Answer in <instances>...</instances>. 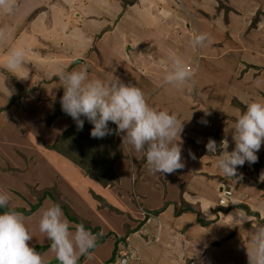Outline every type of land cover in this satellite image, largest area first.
<instances>
[{
	"label": "rangeland",
	"instance_id": "rangeland-1",
	"mask_svg": "<svg viewBox=\"0 0 264 264\" xmlns=\"http://www.w3.org/2000/svg\"><path fill=\"white\" fill-rule=\"evenodd\" d=\"M37 1L38 0H13L16 6L14 13L10 15L0 13V96L2 98L6 96L3 99L9 104L11 103V105H14L15 108L13 113L11 114L13 116L10 122H0V150L2 151L0 152V155H10L13 161L6 163V165L13 167L24 166L23 168L18 170H23L28 173L24 176H19L17 172H7L6 174H9L8 176L0 174V191H4L10 194V199H12L15 202L14 204H16L14 206L22 207V209L28 211L31 210L33 206H36L40 203V208L42 207L43 202H41V198L43 196V192H47L48 190L46 188L51 187L48 188L50 189L49 192H51L58 198L62 197V199L71 206V208L74 210V212H76L77 215H79V217L84 220L88 219L91 222L93 221L92 225L91 222L86 220L92 227H95V225L97 224L109 226V224H111V219L106 218L109 217L111 213L114 216L112 217V220H117L119 222H113L115 228L122 233L125 229V226L123 224V222L126 220L125 215L128 214L124 211L125 208L123 203L121 204L119 201H116L113 206L111 205L112 207L115 206L116 208H114L117 211L109 209L110 203L106 201L103 196L94 194L95 190L93 191L95 186L96 189H99V187H101L102 185L99 186L98 184L93 182V180L87 176L86 172L81 169L75 162L60 154L59 152L51 149V147L56 144L58 139L75 124V121L69 115L64 113L61 108L60 100L63 96L64 90L61 88L62 86L58 78V72H60L61 70L67 71L70 69H79L80 66L86 65L89 77L92 79L99 78L104 81H106L105 79H108L107 81H111L114 78H117L119 81L123 82L126 85L132 84L140 88L142 91L147 90L151 86V83L149 82V84L147 83V81L145 82V77H138L139 72L141 71H137V78H134L132 74H136V72H132L130 74L131 71H124L123 66H121L122 68L117 67V69H113L108 64V62L111 63V60L106 59L105 57V54L106 56L109 54H112L111 56L113 57L115 55L119 56L117 53L118 50L113 49L116 45L115 35H119L121 33L123 35V32L126 31V36H129L131 33H135L136 36H138L139 44L134 41L136 39L129 40V38L127 37L128 39L126 40L127 43H131L130 46L133 47L134 45V48L137 47L136 43L138 44L139 47H137L136 51L137 53L139 52L138 55L146 59L143 64L146 69L148 68L149 71H154L156 73H159V71H168L171 64V58H173L172 55H169V51H167L170 50V52L176 54V58L181 59L187 66L188 70H190V72L192 73L191 80H193V78H195V76L199 72L198 69H196L197 65L195 63L199 61L201 55L200 49L192 46V41L198 34V26L195 23L192 25V22H194V18L192 17V15H190V13H188V11H186V9H184L185 6H187V8L189 7V0H168L158 3L153 0H143V6L139 4L140 0H135L134 3H129L130 0H106L107 2L105 0H96V3L94 1H92L91 3L89 2V0H72V2L74 1V6L72 7V9L74 12H80L82 20L79 21L74 15L71 18L67 17L66 20L62 22L61 26H59V29L62 33H66L68 30H72L73 28H77L78 26H80L82 30H86V33L89 35L87 39L81 34V48L76 46L74 48L68 49L60 42H54V40H51L55 37V35H48V33H46L44 30L38 32L37 34L35 33V31H31L30 21L34 19L35 16L40 12L41 3ZM54 2L56 6L53 8L51 7V4H54ZM88 5H92V7L96 5L95 12H91L87 8ZM136 5H139V9L143 11L152 9V13L154 11H156L155 13H159L162 9H165L168 12L166 18L168 19L167 23L169 24H165L166 27L164 25H161L162 23L159 24V22L163 18H161L159 22L156 20H152L151 18L147 17V12H144L143 16H141L139 23L140 26L134 25V27H132L131 23L133 21L131 20H128L125 24H123L126 20V18L123 20V17H126L128 15V10H130L132 6ZM219 5L220 8H215L216 13L212 12V16L218 14V11L222 9H224L226 15L228 14L226 7L223 6L221 1ZM46 7L54 11H56L58 8H61L63 10L67 9L66 6L63 5L61 0L59 3L58 1H51V3H49V5ZM57 12H60L62 14V11ZM100 12H102V15ZM103 12H105V14H103ZM50 15L56 16V13L53 12L50 13ZM87 16L92 17L91 19H93V22L95 23V26L93 28H88L85 25L86 21L89 20ZM134 18L137 19L136 17ZM61 19H64V17H61ZM68 23V28H64ZM122 24L123 27L121 30L119 26H121ZM187 24L191 25L189 29L187 28ZM146 26L149 27L145 28ZM165 29H167V31L169 32L165 33ZM23 31H27L29 33L32 41H20V43L17 45L16 38H18ZM111 31H113V33H110ZM106 35H108V42L106 44L107 49L103 52L98 50L96 47L98 43L103 41V38L106 39ZM112 42L114 43L111 45ZM217 44L218 47H225V49H217L214 51V54H221V56L224 55L222 57V64L218 67L216 63L208 61L205 62L201 60V62L205 64V69L203 72L204 74H202L205 76L203 78H198L190 84L192 86V88L190 87V89L192 90V92H194V94H189L192 96H196L198 88L201 89V92H203L202 90H205V88L207 87L210 94H213V92H217L216 98L218 99L215 100L214 104L207 103L210 111L213 108L217 110L214 111L213 109V112L216 115L214 119V127L211 129L212 131L208 132V134L205 132L203 133L200 140L201 142L199 143L195 142L194 140L196 139H192L191 137L183 138L182 140L178 139L179 141L176 140L178 142H174L177 144L180 142L182 157H184L185 151L187 150L191 149L195 152V157L190 158L189 161V156L187 154L186 160L188 162H183V164H186L187 169L193 168V170H196L198 166L199 168L201 166L203 168L205 167V165L209 167L215 166L216 158L220 152L218 153V150L217 153L207 152L206 144L208 143L209 139L216 141V143L222 141L225 137V134L222 131L223 126H234L236 117L246 110V106L248 103L254 100H264V65L255 67L249 65L244 61V58H246L247 54H249L247 52L248 50H246L248 48V44L246 43L245 39H238L236 44L241 48L238 49V51L242 53L240 55V59L237 57V55L233 56L231 54L230 51H233L235 48H233V44L225 37L221 38ZM13 47H23L27 49L24 67L22 70L16 72L15 74L8 72L3 67L7 52ZM164 47L167 48V50H165ZM126 50L128 51V48ZM203 50L206 51L207 47H203ZM130 53L132 55L131 58L134 61L136 70H141L139 64H142V59H139L138 55L137 57H135L133 51ZM63 55H65L64 57L68 60H74V62L72 61L73 64H69V69L66 67L64 69H60L58 68L59 66L56 67L55 64H50L51 61L55 60L54 58H57V56L61 57ZM248 58H250L249 55ZM75 59H83L84 62L75 63ZM43 60H45V62H41ZM160 63H168L169 66H165ZM234 65H236V68H234L233 70L234 76L232 75L231 77L230 72L232 70H230L229 73L228 71L226 72V70L228 68L232 69ZM150 81L152 82L153 86L155 82H153V80ZM163 84L164 83H161L158 87L160 88L161 86H163ZM158 90L159 89L155 90L154 94L152 93V95L157 94ZM45 95L47 96L45 97ZM164 95H166L164 92L159 94L158 101H162ZM170 96H172L173 99H175L176 97L173 95L172 90L170 92ZM178 98H180V96H178ZM195 98L196 97H193L194 101L192 102V104L194 105L191 106L193 109L202 106V104H200L202 103L201 100ZM46 102L48 104H44ZM34 103L38 105L37 108ZM180 103H182L186 109H189L190 104L189 106L186 102L184 104V101L182 99ZM148 104L156 109L155 104H153L152 100H148ZM180 107L181 106H178L176 102L171 101L170 103L168 102L166 107L162 106L160 110H163V108H171V111L169 113L174 114L177 117L179 124L182 126L181 133H183L185 120L183 119L184 117H182V113L184 112L180 110ZM2 110L4 109L2 108ZM54 111H56V113L61 112V114L58 115V117H56L55 119L51 120V115L54 114ZM205 134H207V136H205L207 140H204ZM8 139L11 140V143L7 142ZM115 141L117 142L118 148L122 152V154H126H124V157L122 159L130 160V157L127 154L126 150L127 147L122 144L120 133H116ZM47 142H49V144H47ZM39 146H43L42 151ZM47 150L56 152L59 157H55L53 155H45L47 154L45 153ZM14 156H16V160H14ZM30 156L32 158H34V156H37L38 160L36 161V159L34 158L33 161H27V158ZM144 157H146V155ZM130 162L131 161H129V163ZM138 163L139 161L136 162V164ZM245 164H247V162ZM245 164L239 167H242L243 171L246 172L247 179H245L246 177H241L240 175H236L235 178H238L239 182L243 183L244 180H246L247 182H245L244 184H248V182H250L249 184L251 185V189L254 188L257 190H264V182H260L258 180V177L256 178L252 176V171H250L245 166ZM121 171L123 173H126L124 169H122ZM0 173L4 172L0 170ZM152 173L154 172L150 171V175L146 178L147 183H150V180H153L152 177H157L153 176ZM80 174L82 176H80ZM127 175L128 178L129 175H131L129 170ZM61 180L64 182V185H61ZM175 183L179 182L175 181ZM14 186L17 187L15 188ZM22 186H25V188H23ZM40 188H42V190H40ZM145 189L150 193L149 195L152 194V191L149 187H146ZM13 190L17 192H14ZM21 190H23L24 192L22 193ZM226 191L230 190H226L224 188L222 192H220V195L223 194L224 196H229L226 194ZM30 196L35 198V202L29 200ZM85 196L89 197L90 200L88 202L86 201ZM232 196L233 195L231 194V197ZM47 199L48 203L46 205L47 207H49L53 204V200L50 197L46 196V200ZM94 203L95 206L93 207ZM142 206L144 208L147 207L144 202ZM80 210H84L83 212H85L86 217L82 216ZM100 211H104L105 215L108 214L107 217L103 216V212ZM36 217L40 218V215ZM38 218L37 222L39 221ZM31 219L33 220V218ZM37 222H32L31 229L34 235L32 236V240H30V244L29 242L28 244L30 247L34 248L35 251L40 252L44 256L48 254L47 252L48 250H50L51 241L47 239L45 234L44 237L40 235V237L38 238V235L36 233ZM118 224L119 226L121 224L122 228H120ZM109 227L111 228L112 226ZM104 237L105 240L103 238V241L101 239L102 237L97 236L96 247L92 249L90 253L92 251H97L96 255L102 256V253H105V250H107L106 254L101 257L104 259H108L107 256L110 255L109 253H112L110 256V259H112L113 257H115L114 252L116 250L120 251V249L124 250V253H126L127 251L128 253H132V251H130L129 249H125V237H121L120 239L116 237V235H109ZM149 242L153 241L150 240ZM45 247L48 248V250H40ZM137 257L139 258V256ZM45 260L47 262L49 259L45 258ZM98 260L99 259L93 260L89 264H97Z\"/></svg>",
	"mask_w": 264,
	"mask_h": 264
},
{
	"label": "crops",
	"instance_id": "crops-1",
	"mask_svg": "<svg viewBox=\"0 0 264 264\" xmlns=\"http://www.w3.org/2000/svg\"><path fill=\"white\" fill-rule=\"evenodd\" d=\"M48 1V2H47ZM51 1H58L60 0H38L37 2H40V12L35 16L34 19L30 21V29L31 31H35L37 34L38 32L45 31L48 33V35H55L54 38L51 40H54V42H60L63 46L68 48H74L79 47L81 48L80 39L81 34L88 39V35L86 33V30H82L80 26L77 28H73L72 30H68L66 33H62L59 29V26H61L62 22L66 20L67 17H72L73 15L80 21L82 20L80 12H74L72 7L74 6V1L72 0H61L64 6H66L67 9L63 10L61 8H58L56 11L48 9L46 6L51 3ZM94 1L96 3V0H89V2L92 3ZM106 1V0H105ZM155 2H165L168 0H153ZM220 1L221 3L226 7V10L228 11V14L226 15L224 9L218 11V14H215V16H212V12H215V8H220ZM224 1V2H222ZM107 2V1H106ZM142 6L143 0L139 1ZM191 2V3H190ZM71 4V5H69ZM101 5V4H100ZM56 4H51V7H55ZM106 6V5H104ZM58 7V6H57ZM71 7V9H70ZM160 7V6H159ZM91 12H95L96 5L92 7V5H88L87 7ZM158 8V6H157ZM190 15L194 18V22H192V25L195 23L198 26V34L199 33H207L211 37V43L207 44V50L204 51L203 48L200 49V55L199 61L195 63L197 65L196 69H198V74L189 82L188 86L184 87H173L166 83L165 81V75L169 71H159V73H156L154 71H149V69L144 67V57H141L138 55L136 49L138 46L139 38L136 36L135 33H131L129 36L125 35V32L121 34L115 35V42L116 45L114 46V50H118V55H115L114 57L111 56L112 54H109L105 57L106 59L111 60V63L108 62V64L113 68L117 69V67L122 68L123 66L124 71L130 70V74L132 72H136V74H132L134 78H137V71L139 72V76L141 78H144V81L147 83H151V86L143 91L145 94V98L148 100H152L153 104H155V107L157 110H160L163 107H166L168 102L171 101L176 102L178 106H181L180 110H182L184 113H182V117L185 120L184 123V132L180 133V136L176 137V140L188 138L191 137L195 142L199 143L201 142V137L203 133H207L209 131H212L211 129L214 127V119L216 115L213 112V109L210 111L209 106L207 103L214 104L216 98L217 92H213V94L209 93L208 87L205 88V90H202L198 88L197 95L192 96L189 94H194L190 87L191 83H193L198 78H203L205 64L201 62L202 61H208L216 63L219 67L223 62V56L221 54H214V51L217 49H225V47L221 48L218 47V41L221 38H226L228 41H230L233 44V48H235L233 51L231 50V54L237 55V57L240 59L241 52L238 51V49H241L239 45L237 44L238 39H245L246 43L248 44V50L246 58H244V61L247 62L249 65L258 67L264 65V0H189V7H184ZM212 9V10H211ZM50 10V11H49ZM80 10V9H79ZM152 10V9H151ZM151 10H141L139 9V5L132 6L130 10H128L126 17H123V20L126 18L123 24L126 23V21H133L131 23V26L134 27V25L140 26V18L143 16L144 12L148 14L147 17L151 18L152 20H156L159 22L161 18H163L160 22L161 25L169 24L167 23L168 19L166 18L168 12L164 9H162L159 13H153ZM155 10V7H154ZM211 10V11H209ZM57 11H62V14ZM56 13V16H51L50 13ZM102 15V12H100ZM185 13V12H183ZM258 13H261L259 17V21L257 22L256 26H252V22L254 18L258 15ZM48 14V15H47ZM105 14V12H103ZM159 14V15H158ZM161 14V15H160ZM94 15V13H93ZM85 16V15H84ZM130 16V17H128ZM227 16V17H226ZM61 17H64V19H61ZM136 17L137 19H135ZM50 18V20H49ZM89 20L86 21V26L88 28H93L95 26V23L93 22L92 17L87 16ZM226 18V20H225ZM60 19V20H58ZM135 19V20H134ZM166 21V23H165ZM229 21V22H226ZM66 24V23H65ZM64 24V25H65ZM123 24L119 26V28L122 30ZM69 23L64 28H68ZM128 25V23H127ZM171 26V25H170ZM149 26H146L145 28H148ZM166 27V26H165ZM191 27L190 24H187V28L189 29ZM40 28V29H38ZM144 30V29H143ZM114 31V30H113ZM111 31L110 33H113ZM118 31V30H116ZM169 32L167 29H165V33ZM87 36H86V34ZM91 33V31H90ZM164 33V34H165ZM230 38H229V37ZM119 37V38H118ZM136 39V48L130 46L129 43H127L126 39ZM24 38V39H23ZM90 39V37H89ZM103 38V41L97 44V49L100 51H106L107 49V42H108V35H106V39ZM17 40V45L20 43V41H32V38H30L29 33L27 31H23ZM243 41V40H242ZM114 42L111 43V45ZM16 45V46H17ZM105 46V47H103ZM129 46V47H128ZM128 48V51L126 50ZM165 48V47H164ZM167 50V48H165ZM250 50V52H249ZM134 52L135 57L137 55L139 56V59H142V64H139L141 67V70H136V67L134 66V61L131 58L132 55L130 52ZM169 55H172L173 58H176V54L170 52ZM248 55L250 58H248ZM65 55L54 59L51 61L50 64H55L56 67L64 69L65 67L68 68L69 64H73L74 60H68L64 57ZM77 59H75L76 61ZM73 61V62H72ZM113 61V62H112ZM40 62V61H38ZM45 62V60L41 61ZM136 63V62H135ZM147 63V62H145ZM163 65H168V63H160ZM159 64V66H160ZM144 67V69H143ZM217 67V68H218ZM159 68V67H158ZM234 68H236V65L232 69L228 68L226 72L231 73L234 76ZM69 69V68H68ZM73 69L67 70L71 71ZM190 71V70H189ZM225 72V73H226ZM141 73V74H140ZM131 75V76H132ZM161 75V77H160ZM132 76V77H133ZM106 81L108 79H105ZM150 80H153L155 82L152 86V82ZM149 83V84H150ZM161 83H164L163 86L160 88L158 87ZM62 86V84H61ZM62 88V87H61ZM63 89V88H62ZM157 94H154V91L157 90ZM173 92V95L176 96L175 99L170 96V92ZM205 91V92H204ZM164 92L166 95L163 96L162 101H158V96ZM180 94V95H179ZM4 96V94H3ZM47 95H45L46 97ZM187 103V105L190 107L189 109L185 108L184 105L181 102V99ZM204 96V98H203ZM6 97V96H4ZM3 97V98H4ZM193 97H196L197 99H200L202 103L201 107H198L196 109H193L191 106L194 105L192 102L194 101ZM0 96V109L2 110L0 112V122H10L13 115H11L14 111V105L9 104L6 102ZM195 98V99H196ZM158 101V102H155ZM36 105V103H34ZM43 104V103H41ZM44 104H48L47 102ZM38 105H36L37 108ZM47 106V105H46ZM192 108V109H191ZM163 110H167L168 112L171 111V108H163ZM176 110V109H174ZM214 111H217L214 109ZM211 112V113H210ZM28 115V114H26ZM31 115V114H30ZM14 118V117H13ZM234 126H226L222 127V131L225 134V137L222 141L228 142V149L227 151L231 152L234 147L235 143L233 140V134H232V128ZM204 135V140H207ZM124 133H120V138L122 139ZM29 137V136H28ZM174 142H178V141ZM8 143H11V140H7ZM194 142V143H195ZM49 144V142H47ZM180 144V142L178 143ZM127 148V154L130 157V160L127 159H121L116 164V174L118 177V180L114 182L113 185L105 188L101 186L98 182L94 181L96 184H98L99 189L95 188L93 191L96 195H101L103 198L110 203L109 209H115L113 204L116 203V201H119L121 204L123 203L125 212L128 213L126 216V220L123 222L125 229L121 233L119 230L115 228V225L113 222L119 223L117 220H112V217H114L111 213L109 217L105 215L104 211L103 216L107 217L106 219H111V224L109 226H112L111 228L106 225L97 224L95 227H100L101 234L104 236L109 235H116L119 239L121 237H125L124 245L126 250H130L132 252H137L139 255V259L136 261L131 262L130 264H248V256H247V245L248 240L250 236V232L255 228L257 224L264 223V190L263 189H251V185L244 184L247 182L244 180L243 182H239L238 178H226L224 175L221 174V172L217 169L216 166H207L202 168V166L199 168H196V170H193V168L186 167V162H188L187 154L190 158L195 157L194 151L187 150L185 151L184 157H182V163H184V167L182 169H178L173 173H167V174H160V173H152L153 180H150V183L146 182V178L150 175V170L148 169V165L145 161V155L146 153L144 151L136 152L130 145H125ZM264 143H262L260 150L256 153V155H261L264 153ZM39 148L42 151L43 146H39ZM0 152H2L0 150ZM45 152V151H44ZM45 155H53L55 157H59L58 154L54 151L47 150ZM125 154V153H124ZM7 155V154H5ZM126 155V154H125ZM27 156V155H23ZM14 160H16V156H14ZM36 161L38 160L37 156H34ZM34 158L31 156L27 158V161H33ZM144 158V160H143ZM184 160V161H183ZM13 161L12 157L10 155L4 156L0 155V170H2L5 176H8L9 174H6L7 172L13 173L17 172L19 176L27 175L26 171L18 170L23 168L24 166H8L6 163ZM129 161H131L129 163ZM139 161L138 164L136 162ZM144 163H143V162ZM140 164V165H139ZM245 166L250 170L253 171V164L248 163L245 164ZM7 167V168H6ZM6 168V169H4ZM37 168V167H36ZM34 169V168H33ZM124 169L126 173H123L121 170ZM245 169V168H244ZM128 170L130 171L131 175H129L128 178ZM149 170V171H148ZM78 172V171H77ZM236 175H240L241 177H246L247 174L245 171H243L242 167H237ZM262 175H264V167L260 170L259 175L255 176L258 177V180L261 182H264V179H262ZM80 176H82L80 174ZM249 176V175H248ZM151 177V176H150ZM217 178V179H215ZM253 178V177H252ZM247 179V177L245 178ZM254 179V178H253ZM175 181H178L179 183H175ZM61 185H64V182L61 180ZM30 186V184H29ZM15 188L17 186H14ZM25 188V186H22ZM146 187H149L152 191V194L147 192L145 189ZM51 188V187H48ZM46 188V189H48ZM71 188V187H70ZM98 188V187H97ZM232 191V197L230 196H224L223 194L220 195V192H222L223 189ZM44 189V188H43ZM73 189V188H72ZM42 190V188H40ZM14 192H17L13 190ZM23 193L24 191L21 190ZM115 196V198H114ZM222 198H221V197ZM27 198V197H26ZM30 201L35 202V198L29 197ZM86 201L88 202L90 199L88 196H85ZM50 201V200H49ZM135 201V202H134ZM143 202L147 205V207H143ZM15 202L10 199L9 205L12 208H22L14 206ZM48 199L43 200V205L37 212H35L31 216H25L24 217L25 223L27 227L29 228L32 236L34 235L32 232V222L36 221V216H41V210L47 208ZM108 203V204H109ZM149 204V205H148ZM239 204H246L248 205L252 211L258 213L260 215V218H257L255 216L248 215V222H244L243 224L234 226L233 220L231 217H228L230 213H234L235 209L232 208L227 213H223L220 208H229L231 206H236ZM112 205V206H111ZM185 205H191L196 210L200 211L204 219L209 223L207 226H202L197 219V215L193 212L185 211L181 214H177L180 209H182ZM95 206V203L93 204V207ZM216 208V209H214ZM84 210H80L82 216L86 217ZM117 211V210H113ZM121 213V212H120ZM125 214V213H124ZM65 216V215H64ZM33 218V220L31 219ZM40 220V218H38ZM88 220V219H86ZM91 222L90 220H88ZM122 222V221H121ZM39 221L36 224V233L38 235V238L41 236H45L43 233H41L39 229ZM70 222V229L75 230L76 224ZM93 225V221L91 222ZM119 226V224H118ZM121 227V224L119 226ZM153 242H149V241ZM41 241V240H40ZM31 241H29L30 244ZM39 242V241H37ZM106 247V246H105ZM102 253V256L106 254ZM124 250L120 249V251L116 250L117 255L115 256L116 259H118L120 256V253H123ZM48 254L44 255V259H49L46 264H59V261L55 258V254L48 250ZM97 251H92L90 255L87 256H81L79 258L78 264H89L93 260L99 259L97 264H115L114 262L110 261V256L112 253H109L110 255L107 256L109 259L101 258L102 256L96 255ZM117 261V260H116Z\"/></svg>",
	"mask_w": 264,
	"mask_h": 264
},
{
	"label": "clouds",
	"instance_id": "clouds-1",
	"mask_svg": "<svg viewBox=\"0 0 264 264\" xmlns=\"http://www.w3.org/2000/svg\"><path fill=\"white\" fill-rule=\"evenodd\" d=\"M13 0H0V13L13 14ZM211 43L207 33H199L192 46L203 48ZM27 49L13 47L6 55L3 67L15 74L24 67ZM63 96L60 103L64 113L69 115L82 130L85 119L93 125L90 136L101 139L113 134L109 123L116 125L115 132L124 133L123 145H130L136 152L146 153V163L154 173L167 174L182 169L180 144L174 143L180 136L182 126L177 117L167 110L151 107L144 92L132 84H124L117 78L104 81L89 77L86 65L71 71L58 72ZM192 73L179 58H171L165 81L173 87L188 86ZM83 117L84 119H81ZM234 149L229 152L228 142L222 141L215 166L226 178L236 176L237 167L246 162L256 163V153L264 143V100H254L247 104L232 128ZM207 152L217 153L216 141L209 139ZM264 179V175L261 177ZM10 194L0 191V209L8 208ZM228 217L237 226L248 222V214L243 208L235 209ZM39 231L51 241L50 251L59 264H78L81 256L90 255L96 247L97 235L83 224L70 229V221L64 216L59 204L41 210ZM32 234L24 217L18 211L8 208L0 211V264H46L43 254L30 247ZM248 264H264V223L257 224L250 232L247 245ZM124 253V252H123ZM115 264H130L138 260V253L120 254Z\"/></svg>",
	"mask_w": 264,
	"mask_h": 264
},
{
	"label": "trees",
	"instance_id": "trees-1",
	"mask_svg": "<svg viewBox=\"0 0 264 264\" xmlns=\"http://www.w3.org/2000/svg\"><path fill=\"white\" fill-rule=\"evenodd\" d=\"M134 2L135 0L129 1V3H134ZM260 15L261 13H258L256 18H254L252 26L254 27L256 26L257 22L259 21ZM53 113L54 114L51 115L52 116L51 120L55 119L56 117H58V115L61 114V112L56 113V111H54ZM81 119L84 118L81 117ZM92 127L93 125H91L86 119L82 130L78 129L75 123L74 126H72L69 130H67L66 133L58 139L56 144L52 146L51 149L55 150L56 152H59L60 154L64 155L68 159L75 162L81 169H83L86 172L87 176L90 179L98 182L103 187H109L118 180L116 174V164L120 159L124 157V154H122V152L119 150L118 144L115 141L116 133H117L115 132V129L117 126L109 123V127L114 130L113 134L107 135L101 139L92 138L90 136ZM221 142L222 141L217 143L219 148L218 153L221 151L219 147ZM257 156H258L257 162L252 163L253 164L252 176L254 177L258 176L260 170L264 167V154ZM145 161H146V157H145ZM47 190H48L47 192L46 191L43 192L41 202H43V200L46 199V196L50 197L53 200V203L60 205L65 217L70 222L76 223L77 225L83 224L86 229L96 234L98 237H102L101 238L102 240L103 238L105 240L104 235L101 234L100 227H92L88 221L79 217V215H77L76 212H74L71 206L66 201H64L62 197L58 198L55 195H53L51 192H49L50 189ZM40 206L41 203L36 206H33L32 209L28 211L22 208H12L9 205L8 208L18 211L19 213L24 214L26 216H31L39 210ZM8 208L0 209V211H7ZM232 208H243L248 215L260 218V215L252 211L251 208L246 204H239L234 207L231 206L229 208H220V210L223 213H227ZM112 210H116V209H112ZM185 211L195 213L197 215L198 222L202 226H207L209 224L204 219L200 211L196 210L191 205H185L182 209H180V211L177 214L179 215ZM40 250L46 251L48 250V248L45 247ZM114 256H116V251L114 252ZM114 261H115V257L110 259L109 262H114Z\"/></svg>",
	"mask_w": 264,
	"mask_h": 264
},
{
	"label": "water",
	"instance_id": "water-1",
	"mask_svg": "<svg viewBox=\"0 0 264 264\" xmlns=\"http://www.w3.org/2000/svg\"><path fill=\"white\" fill-rule=\"evenodd\" d=\"M83 62H84L83 59H77V60L75 61V63H83Z\"/></svg>",
	"mask_w": 264,
	"mask_h": 264
},
{
	"label": "built area",
	"instance_id": "built-area-1",
	"mask_svg": "<svg viewBox=\"0 0 264 264\" xmlns=\"http://www.w3.org/2000/svg\"><path fill=\"white\" fill-rule=\"evenodd\" d=\"M226 194L231 196L232 192L231 191H226Z\"/></svg>",
	"mask_w": 264,
	"mask_h": 264
}]
</instances>
